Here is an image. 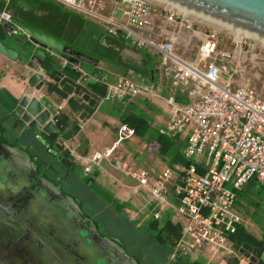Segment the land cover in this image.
Wrapping results in <instances>:
<instances>
[{"label":"built area","instance_id":"built-area-1","mask_svg":"<svg viewBox=\"0 0 264 264\" xmlns=\"http://www.w3.org/2000/svg\"><path fill=\"white\" fill-rule=\"evenodd\" d=\"M51 1L100 24L110 37H122L137 48L152 50L171 86L187 95L186 104L174 96L166 99L169 119L159 130L162 136L186 132L182 151L185 165L166 168L156 176L132 168L124 160H117L115 167L137 182L136 194L139 190L145 194L138 216L149 211L158 220L166 209L173 208L180 230L171 258L227 252L228 241L241 222L233 208L236 192L251 181L264 186V100L249 88L233 87L222 80L219 63L229 55L218 50L214 32L195 31L190 15L184 11L158 0ZM10 20L8 12L0 14V22ZM184 32L188 38L181 44L179 38ZM194 38L200 42L197 62L184 58ZM78 79L76 84L81 82ZM151 90L119 77L108 85L103 100L133 99L151 95ZM116 134L110 148L87 159L63 139L54 143L74 163L86 164L83 170L87 173L111 158L134 130L122 125ZM170 194L176 197L177 205H172Z\"/></svg>","mask_w":264,"mask_h":264},{"label":"crops","instance_id":"crops-1","mask_svg":"<svg viewBox=\"0 0 264 264\" xmlns=\"http://www.w3.org/2000/svg\"><path fill=\"white\" fill-rule=\"evenodd\" d=\"M17 6L31 10H36L38 7L37 12L41 16L44 12H52L57 15L58 19H64L63 26H60L61 23L55 20L56 17L52 18V25L46 26L50 31L60 26L54 31L61 32L59 37L63 40L55 37L56 39L64 45L97 60V66L109 74L108 77L100 76L97 81L89 79L88 83L84 85L82 74L79 76L73 70L75 68L67 67L66 71L69 74L62 76L59 83L53 79L58 75L57 72L47 73L44 78L45 84L40 92H36L26 83L31 71H23L18 63L12 62L0 54V137L4 144L14 149H22L29 155L31 161L34 159L39 163L41 172L46 171L57 177L56 172L58 173V171L51 166V163L53 161L58 162L59 156L65 159L68 157L66 154L60 153L59 148L54 143L56 139L67 141L79 155L87 159L96 152L101 153L110 148L116 141V133L119 127L127 125L134 130V135L121 142L111 158L104 159L99 166H92L87 173L83 170L86 166L83 162L74 163L69 159L71 162L69 167L73 168V165H77L85 178L86 185L97 182L101 189L107 188L111 192L113 187L124 188L131 190L132 195L136 194L135 191L138 190L137 184H134L136 181L115 167L117 160H124L135 169H145L152 176L158 175L166 168H181L185 165L182 151L186 145V132L174 136H162L159 130L165 127L169 119L166 99L169 96H174L176 100L184 103H188L189 99L184 91L173 88L168 78L161 74L158 75L155 65L159 61L156 64L149 56L141 53L138 48L133 51L132 45L126 43L122 37L106 35L100 24L79 14L68 12L69 10L54 1L39 0V5H36L33 0H19ZM86 22L93 24L95 29L86 28ZM186 36L187 33L185 32L180 35L181 44L185 42ZM0 40L5 45L22 51L18 37H12L0 30ZM128 60L140 65L131 68L132 70H127L124 68L125 66L128 64L133 66L134 64L127 62ZM108 66L116 67L117 70L112 71ZM126 73L130 75L127 76ZM119 77H126L137 84L150 87L152 94L123 101H104L99 93H106L108 85L113 84ZM78 78L81 82L76 84ZM65 83L75 87L72 94L62 91V86ZM27 93L38 97L44 106L51 111V117L56 120L55 124L58 127V132L54 134L55 138L39 133L41 140H37L35 134L23 126L13 115L16 102ZM84 94L96 100L95 107L89 106L82 100L81 97ZM150 129H156L158 137L152 138ZM125 142H128L129 149L122 145ZM65 167L69 169V167ZM68 172V170L65 171V176L68 175ZM125 177L129 178L132 184L127 185L124 182ZM44 178L51 181L46 176ZM252 184L257 185L258 183L251 181L244 187L248 188ZM170 201L173 206L178 203L173 194H170ZM139 202L142 203V200L139 199ZM255 206L256 202L251 201L242 210L235 211L234 209L241 218V222L237 227L236 234L228 241L229 250L227 252L216 255L199 253L187 257L176 256L172 258L171 249L174 245L172 240L174 237H176L174 241L178 238L180 227L179 219L173 208L166 209L158 220H161V223L166 222V233L172 237L170 240L172 244L167 251L168 261L171 262L170 264H264V221L256 220L255 222L250 218V215L255 212ZM133 208L137 212L140 209V207L139 209L135 208L134 205ZM149 215L148 212L147 215L145 213V215L140 214L139 216L147 217ZM238 241L261 250V258L253 262L241 255L239 247L236 245Z\"/></svg>","mask_w":264,"mask_h":264},{"label":"water","instance_id":"water-1","mask_svg":"<svg viewBox=\"0 0 264 264\" xmlns=\"http://www.w3.org/2000/svg\"><path fill=\"white\" fill-rule=\"evenodd\" d=\"M161 1L264 41V0ZM0 30L19 38L21 52L0 40V54L18 63L23 71H31L26 83L36 92H40L45 84L47 73L57 72L58 75L53 79L59 83L62 76L69 74L67 67L75 68L73 70L79 76L82 74L84 85L89 79L97 81L100 76L108 77L109 73L97 66V60L64 45L45 32L14 19L0 26ZM219 65L221 67V63ZM74 89L68 83L62 86V91L67 94H72ZM81 98L89 106L95 107L96 100L89 95L84 94ZM13 115L35 134L37 140H41L39 133L50 137L58 132L51 111L34 95H22L16 102ZM57 161L67 167L71 164L69 159L62 156ZM0 171V264H97L98 257L105 264H108L109 258H113V264H127L126 261L137 264L117 245L99 239L96 228L85 224L90 220L74 200L64 196L53 183L37 175L36 166L29 155L22 149L4 144L1 137ZM17 176L20 177L18 183H10ZM37 179L45 185V191L41 193L37 189L24 202H18L23 187H29L30 181ZM19 183L24 184L20 186ZM48 189L57 197L52 199L46 193ZM13 200L17 202V208L9 205ZM71 218L80 226L74 234V227L69 222ZM97 241H101L100 244L97 245ZM100 245L109 250V257L102 256L103 252L98 247ZM236 245L239 253L251 261L256 262L261 258V250L239 241ZM112 252L122 261L110 256Z\"/></svg>","mask_w":264,"mask_h":264},{"label":"rangeland","instance_id":"rangeland-1","mask_svg":"<svg viewBox=\"0 0 264 264\" xmlns=\"http://www.w3.org/2000/svg\"><path fill=\"white\" fill-rule=\"evenodd\" d=\"M68 12H70V10ZM190 17L195 31L200 34L214 32L218 39V50L229 55L226 61L221 62L222 80L224 82H229L233 87L244 86L249 88L264 100V42L260 39L246 36L242 32L237 33L236 36H239V38H237L235 36V30L232 28L230 30L217 22L215 23L207 19L203 20V18L197 15H191ZM92 25L87 22L85 23V27L90 30L93 28L95 29ZM187 38L188 34L185 40ZM125 42L132 45V49L135 51L137 46L132 44L131 40H125ZM191 42V46L185 49L184 58L197 62L199 59L197 53L200 42L197 38H194ZM138 49L141 53L149 56L156 64L158 63L159 57L152 50ZM181 49L184 50V48ZM127 62L134 63L132 60H128ZM139 65L140 64L134 63L133 66H129L128 64L124 68L132 70L131 68H136V66L138 67ZM108 67L112 71L117 70L116 67ZM155 67H157V69H155L158 75L161 74L163 76L159 63L155 65ZM126 75L129 76L130 74L126 73ZM159 97L161 96L159 95ZM180 103L186 104L184 102ZM140 116L143 117L142 114H140ZM150 133H152V138L158 137L156 129H150ZM122 145L129 149L128 142ZM32 163L36 166L37 175L49 178L51 180L50 182L53 183L54 186H57L64 196L71 197L74 200L75 204L90 220L89 222L87 221L89 227L96 228L99 239L112 245H117L137 264L171 263L168 261L167 251H169V247L172 243L170 240H164L165 235L162 236L161 234L162 237L158 235L161 220L159 221V225L157 222L158 229L151 227V224L154 222L152 215L147 217L138 216L136 214L137 210L133 208V205L137 209L141 206L139 199L145 195L142 190H139L138 194L132 195L131 190L113 187L110 192V189H101L97 182L86 185L85 178L81 170L77 168V165H73V168L69 167L68 169L63 164L53 161L51 166L58 171V173L56 172L57 177H54L46 171L41 172L39 163L34 159ZM8 168L10 169V167ZM67 170L69 172L68 175L65 176L64 173ZM19 178L20 177L17 176L14 180H11L10 183L17 184ZM129 178H124V182L127 185L132 184L131 178ZM23 184L19 183L20 186H23ZM134 184L137 183L135 182ZM51 201L53 200L51 199ZM251 201H255L256 206L254 207L255 212L250 215V218L255 222L256 220L264 221V186L252 184V186L248 188L244 187L236 192L234 203L235 211L242 210V208ZM148 212L149 211L146 212V215ZM69 222L74 227L72 233H76V230L80 227L79 223L74 218H71ZM164 241H166V243H164ZM100 242L97 241V245L100 244ZM98 247L101 252H103L102 256L109 257L108 249L103 248V245ZM81 262L82 261L79 263ZM97 264L105 263L103 259L98 257ZM108 264H113V258H109Z\"/></svg>","mask_w":264,"mask_h":264},{"label":"trees","instance_id":"trees-1","mask_svg":"<svg viewBox=\"0 0 264 264\" xmlns=\"http://www.w3.org/2000/svg\"><path fill=\"white\" fill-rule=\"evenodd\" d=\"M33 3H35L36 5H39V0H33ZM38 8V7H37ZM37 8L36 10H29V11H22L20 10V18L21 21L24 25L32 28V29H35V30H38V31H42V32H45V33H48L49 35L53 36V37H56L60 40H63L61 37H59V33L61 32H57V31H54V30H57V28H59L60 26H63L64 25V19L60 20L57 18V15L56 14H53L52 12L50 13H46L44 12V14L41 16L38 14L37 12ZM53 17H56L55 20L57 22H60L61 25L58 26V27H55L53 28V30H49V28L47 27L48 25H52V18ZM47 25V26H46ZM100 94V97H104L105 95V92H103L102 94ZM134 126H136L135 124H133ZM52 137H56L54 134L52 135ZM154 220V219H153ZM160 220H154V222L151 224V227H154V228H157L158 229V226H157V222H158V225L161 223H159ZM151 223V222H150ZM165 223H161L160 225V228L158 230V235H160V237H162L163 235H165V238L164 240H171L172 237L166 233V229H165ZM157 226V227H156ZM164 232V233H163ZM162 234V236H161ZM176 237H174V240H175ZM172 240V243H174L175 241ZM164 243H166V241H164Z\"/></svg>","mask_w":264,"mask_h":264},{"label":"flooded vegetation","instance_id":"flooded-vegetation-1","mask_svg":"<svg viewBox=\"0 0 264 264\" xmlns=\"http://www.w3.org/2000/svg\"><path fill=\"white\" fill-rule=\"evenodd\" d=\"M17 3H19V0H5V1L0 0V14L3 11H6L11 16V20L7 23H11V21L14 19L17 22L23 24L22 23L23 21L20 18V10H22L24 12L31 10V9L21 8L20 6H17ZM5 23L6 22H0V26L4 25ZM38 182H39V179H37L36 181L31 180L29 187H26V188L23 187L22 191L19 193L20 198L18 199L19 200L18 202H20V201L24 202L26 200V198L29 197L30 194L34 193L37 189H39L38 191H41V193H43L45 191V189H43V188H45V185L41 184L40 182L38 183ZM46 193H48L52 197V199L57 197V195L53 191H50V189H48V191ZM36 194H40V193H36ZM7 203L9 204V202H5L4 204H7ZM9 205L15 206V208H17V206H18L17 202H15L14 200L11 201V203ZM85 224L88 225L87 222ZM113 255L116 257L117 261H122L117 257L115 252L114 253L112 252V254L110 256H113ZM126 263L131 264L127 261H126Z\"/></svg>","mask_w":264,"mask_h":264},{"label":"bare ground","instance_id":"bare-ground-1","mask_svg":"<svg viewBox=\"0 0 264 264\" xmlns=\"http://www.w3.org/2000/svg\"><path fill=\"white\" fill-rule=\"evenodd\" d=\"M159 1H161V0H159ZM161 2H163V1H161ZM163 3H165V2H163ZM166 4H168V3H166ZM168 5H170V6H172V7H175V8H177V9H179V10H181V11H184L187 15H196V14H194V13H191V12H189V11H186V10H184V9H181V8H179V7H176V6H173V5H171V4H168ZM197 16H199V15H197ZM201 17V16H200ZM201 18H203V20H206V18H204V17H201ZM207 20H209V19H207ZM211 21V20H210ZM216 23V22H215ZM227 27V26H226ZM228 29H230L231 30V28H229V27H227ZM235 36L237 35V33H239V31H237V30H235ZM246 36H249V35H247V34H245ZM244 35V36H245ZM237 38H239V36H236ZM250 37H252V36H250ZM253 38H255V37H253ZM264 42V41H263Z\"/></svg>","mask_w":264,"mask_h":264}]
</instances>
